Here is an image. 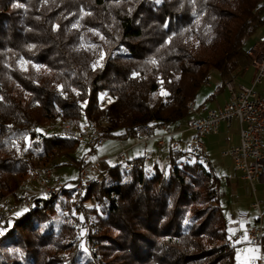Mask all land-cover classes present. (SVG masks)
I'll return each instance as SVG.
<instances>
[{
  "label": "trees",
  "instance_id": "1",
  "mask_svg": "<svg viewBox=\"0 0 264 264\" xmlns=\"http://www.w3.org/2000/svg\"><path fill=\"white\" fill-rule=\"evenodd\" d=\"M75 22L100 34L90 51ZM263 26L264 0H0V199L80 144L41 126L104 121L120 139L189 122L211 71L220 84L206 100L247 72ZM168 156L167 175L157 164L148 175L144 157L127 170L101 161L102 183L82 197L36 199L5 226L0 264H233L219 179L195 160L175 173L180 154Z\"/></svg>",
  "mask_w": 264,
  "mask_h": 264
},
{
  "label": "built area",
  "instance_id": "2",
  "mask_svg": "<svg viewBox=\"0 0 264 264\" xmlns=\"http://www.w3.org/2000/svg\"><path fill=\"white\" fill-rule=\"evenodd\" d=\"M248 55L252 70L250 82L248 85H236L233 80L226 81L224 90L228 94V99L223 105L216 104L214 108L205 110L203 116H194L197 112L194 104L192 113H189L191 118L189 122L177 126L174 130L165 129V133L159 137L155 136L156 126L135 130L134 134L125 132L120 139L141 144L157 138V146L162 147L166 137L190 131L192 137L187 143L188 154L196 162L205 164L207 163L205 137L218 134L222 125L230 130L235 123L239 130L238 144L231 146L221 155L224 158L228 156L232 158L234 169L239 173L240 179L251 188L253 201L249 205V211L254 214V218L250 222L249 214H239L237 220L243 223L244 227L231 234V240H228L226 245L234 247L246 243L254 247L258 250L256 264H264V202L258 198L254 190L255 185L264 186V35L256 40ZM42 134L43 136L70 135L71 140L86 144L92 150L102 147L108 140L104 133L94 131L85 122L76 123L69 118L68 126L42 131ZM176 148L177 141L171 139L170 149L175 151ZM113 160L115 162L126 160V168H129V159L125 156L124 150L116 153ZM100 162L80 161L76 177L73 179L75 184L73 189L79 193V197L84 185L87 184V179L99 178L102 175ZM166 162L169 163V156ZM30 169L31 177L23 184L22 193L19 196H12L8 207H0V231L18 211L33 208L36 199L47 198L58 189L67 187L68 182L62 181L55 166L48 169H40V167ZM230 220L235 221L233 217Z\"/></svg>",
  "mask_w": 264,
  "mask_h": 264
},
{
  "label": "rangeland",
  "instance_id": "3",
  "mask_svg": "<svg viewBox=\"0 0 264 264\" xmlns=\"http://www.w3.org/2000/svg\"><path fill=\"white\" fill-rule=\"evenodd\" d=\"M70 33L74 34L77 41V48L85 51H90L93 49L98 41L101 40L100 34L90 28L82 26L79 22L72 24L70 28ZM250 40L247 43V48H250ZM249 72H246L242 77L235 78L234 83L236 85H246L249 80ZM220 84L219 75L216 72L211 71L206 82L201 87L194 103L197 107L206 106V108L212 109L216 104L223 105L224 102L228 99V94L225 90L220 92L215 96L212 101L206 100L209 96L215 94L217 86ZM105 101H108L105 99ZM58 120L53 124H48L41 126L39 131H43L48 127H56L59 122ZM74 121V120H73ZM82 122V121H81ZM192 135V133H190ZM189 133L183 135V139H188L191 135ZM239 141V130L235 123L232 124L231 130L226 131L221 129L220 134L218 135H207L204 139L205 151L208 157L207 166L211 168L215 176L219 179V186L221 195L219 197L220 209L228 222V231L231 234L234 233L237 229L242 228L241 223L238 222L237 216L239 214H249L253 217L252 213L249 211V205L253 201L251 188L246 185L239 178V173L234 169L233 161L230 156L222 157V153L227 151L231 146L237 145ZM150 144L147 150L151 156L154 154L162 155V152L155 150L154 143L151 141L135 144L133 141H129V146L133 148L130 153H125V156L130 160L142 156L143 148ZM185 143V142H183ZM125 144V148H126ZM185 148V147H184ZM120 148L115 139H109L106 141L103 147L90 149L86 144L80 143L73 154L66 156L62 161L64 165L57 168L58 175L61 177L62 181H68L67 187L74 188L73 179L76 177L77 169L75 167L76 163L82 159L83 161H96L101 159L103 156H112ZM187 153L188 147H187ZM149 155V156H150ZM150 158V157H148ZM61 161V162H62ZM111 164H116L112 159ZM188 161H194L191 157ZM47 164H55L52 161L46 162ZM60 163L58 161L56 164ZM45 164V163H42ZM178 166H175L173 171L177 173ZM147 174L152 173L151 166L145 167ZM166 170V169H164ZM254 190L260 200L264 202V186H254ZM88 205V204H87ZM235 219L234 222H230V218ZM83 228V227H82ZM82 231V230H81ZM84 233L82 232L81 235ZM82 244V242H81ZM258 250L252 246H249L246 243H240L233 253V264H256V259L258 257Z\"/></svg>",
  "mask_w": 264,
  "mask_h": 264
},
{
  "label": "crops",
  "instance_id": "4",
  "mask_svg": "<svg viewBox=\"0 0 264 264\" xmlns=\"http://www.w3.org/2000/svg\"><path fill=\"white\" fill-rule=\"evenodd\" d=\"M262 35H264V26L262 27V28H260L259 30H258V33H257V35L255 36V38L249 43L250 44V49H249V51L253 48V46H254V44H255V42H256V40L259 38V37H261ZM247 72H249V80H248V84H249V82H250V79H251V76H252V70H251V68H250V66H249V68H248V70H247ZM234 81V80H233ZM248 84H246V85H248ZM215 98V97H214ZM213 98V99H214ZM212 99V100H213ZM212 100H209V101H212ZM194 103V102H193ZM195 104V103H194ZM195 107H196V109H197V112H196V114L194 115V116H203L204 115V113H205V110H208V108H206V106H204V105H202V106H199V107H197L196 106V104H195ZM215 107V106H214ZM83 121V120H82ZM81 123H84V122H81ZM174 128V127H173ZM172 127L170 128V127H164V126H157V128H156V130H155V136L156 137H159V136H161V135H163L164 133H165V129H168V130H172L173 129ZM221 129H223V130H226V131H230V130H227L226 129V127L224 126V125H222L221 126V128H220V131H221ZM174 130V129H173ZM220 131H219V133L218 134H220ZM187 133H192V132H190V131H186V132H183V133H179V134H177V135H174L173 137H166L165 139H164V145L162 146V147H158L157 146V143H156V139L157 138H155V139H151V140H149V141H151L152 143H154V147H155V150H159V151H161L162 152V155H159V154H154V155H150L149 153H147L145 150H147L148 149V147L150 146V144L149 143H147V145L146 146H144V148H143V152H142V156H140V157H144L145 158V167H148V166H151V168H152V166L154 165V164H157L158 165V167L160 168V169H165V168H168V165H167V162H166V159H167V157H168V155H169V152H170V142H171V139H173V140H175V141H177V148H176V152H179V154H180V159L181 160H179V161H183V160H185V159H187V158H190V155L187 153V143H188V141H189V139L192 137V135L188 138V139H186V140H184L182 137H183V135L184 134H187ZM218 134H213V135H218ZM109 140V139H108ZM115 141L118 143V147L120 148L116 153H118L119 151H122V150H124L125 151V153H130L132 150H133V148L131 147V146H129V141H125V140H122V139H115ZM148 142V141H147ZM183 142H185V143H183ZM106 143V142H105ZM125 144L126 145H128V146H126V148H125ZM104 146V145H103ZM102 146V147H103ZM185 147V148H184ZM206 152V151H205ZM115 153V154H116ZM115 154H113L112 156H103V157H101V159H99V160H97V161H103V162H105V163H109V164H111V160L113 159V156L115 155ZM150 155V156H149ZM207 155V154H206ZM148 157H150V158H148ZM138 158V157H137ZM131 159V158H130ZM82 160V159H81ZM207 162H209L208 161V157H207ZM76 169H78V168H76ZM240 178V177H239ZM72 180V179H71ZM71 180H68V181H71ZM68 181H66V182H68ZM258 186H262V185H259L258 184ZM252 215H253V217L251 216V217H249V219H248V221H250V222H252V220H253V218H254V214L252 213ZM230 222H234V221H231L230 220ZM238 226H241L242 228L244 227V224L243 223H241L240 225H238ZM242 228H240V229H242ZM240 229H237L236 231H234V233L235 232H237L238 230H240Z\"/></svg>",
  "mask_w": 264,
  "mask_h": 264
},
{
  "label": "bare ground",
  "instance_id": "5",
  "mask_svg": "<svg viewBox=\"0 0 264 264\" xmlns=\"http://www.w3.org/2000/svg\"><path fill=\"white\" fill-rule=\"evenodd\" d=\"M193 105H194L193 102H191V103H189L187 105L188 113H192ZM85 123L87 124L88 127L93 128L94 131H98V133H104L103 132V130L105 128L104 121H101V122L90 121V122H85ZM61 126H68V119H64V120L60 121L59 124L56 127H48L46 129H44L43 131H49V130H52V129H59V127H61ZM151 127H153V126H150V125L146 124V125L139 126L136 130H141V129H145V128H151ZM48 136H52V135H48ZM56 136H61L63 138L71 140V136L70 135H56ZM187 160H189V158H187ZM116 164H118L123 169L127 170V168H126V160H116ZM183 165H184V161H179V163L176 166L182 167ZM52 166H53V164L45 163V164L35 165L32 168H39L40 167V169H48V168H52ZM167 173H168V171L161 172L162 175H167ZM30 177H31V169L29 168L26 177L17 184V187H16L15 191L12 194L7 195L6 197H3L2 199H0V207H8V205H10V202L12 201V196H19L22 193V186H23V184L28 182ZM102 181H103V175H101L99 178H89V179H87V184H85L83 190H81V197L84 195V193L86 192V190L89 187H91L94 184H100V183H102ZM68 189H73V188H70V187L60 188V189H58V191L56 193H54L53 195H51V196H49L47 198H44V200H52L55 197H57L58 195H60L62 192L66 191ZM78 195H79V193H78ZM31 209H33V208H28L26 210H31ZM3 230L0 231V239H1L2 235H3ZM228 240H231V235L228 236V238L226 240V243H227Z\"/></svg>",
  "mask_w": 264,
  "mask_h": 264
}]
</instances>
